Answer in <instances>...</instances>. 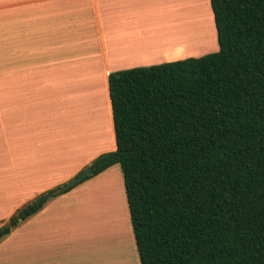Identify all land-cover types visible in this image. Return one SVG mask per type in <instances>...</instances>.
<instances>
[{
    "label": "crops",
    "instance_id": "0c3cea01",
    "mask_svg": "<svg viewBox=\"0 0 264 264\" xmlns=\"http://www.w3.org/2000/svg\"><path fill=\"white\" fill-rule=\"evenodd\" d=\"M183 1L0 0V49L7 50L0 77L6 96L22 99L0 122L6 124L0 128L6 135L0 131V226L116 150L110 73L191 57L189 17L214 43L211 0H190L189 7ZM58 97L66 98L63 107ZM122 198L127 207L123 172L115 164L54 198L1 240L0 264H142L133 230L128 239L120 213L113 222L108 211ZM82 211L84 228L75 225ZM61 220L69 231L88 229L94 240L50 238L47 228L55 230Z\"/></svg>",
    "mask_w": 264,
    "mask_h": 264
},
{
    "label": "trees",
    "instance_id": "16d2710c",
    "mask_svg": "<svg viewBox=\"0 0 264 264\" xmlns=\"http://www.w3.org/2000/svg\"><path fill=\"white\" fill-rule=\"evenodd\" d=\"M211 6L218 51L109 75L117 148L83 181L121 165L142 264H264V0Z\"/></svg>",
    "mask_w": 264,
    "mask_h": 264
},
{
    "label": "rangeland",
    "instance_id": "374dc122",
    "mask_svg": "<svg viewBox=\"0 0 264 264\" xmlns=\"http://www.w3.org/2000/svg\"><path fill=\"white\" fill-rule=\"evenodd\" d=\"M189 1L187 0L186 2L183 1V5L182 6H188L189 7ZM210 3V0H208V4ZM209 8L211 7V4H209ZM211 13V12H210ZM212 17V16H211ZM189 20L191 22V40H192V47H191V57H199L202 56L204 54L210 53V52H215L219 50V42H218V36H217V30H216V26L215 24L213 25L214 27V43L210 42L209 40H207L206 38H203L202 36V32L196 30L195 28L198 27V25H196L195 22H192V20L189 17ZM0 46H2V44H0ZM7 57V50L1 48L0 49V59H4ZM58 95H61V87H58L56 90ZM7 92V82H6V78H1L0 77V122L1 123H6L7 119H8V113H9V108L13 107L14 104L18 105L22 99L20 98H14V97H8L6 96ZM66 98H68V96H66ZM66 98H55V103L56 105L59 107H63L62 104L64 102H66ZM50 100H53L50 98ZM31 106H33V103H31ZM60 109V108H59ZM59 109H57L56 114L58 115ZM51 112V110L49 111ZM51 114V113H50ZM1 129L6 128V124L0 126ZM0 129V131H2ZM3 135L5 136L6 139V135L5 133L2 131ZM121 207L123 208V212H122V219L123 222L127 223L130 231L131 229L133 230V226H132V222H131V216L128 205L127 207H125V205L122 203L123 202V198L121 199ZM128 214V215H127ZM73 220V219H72ZM68 223V221H60L57 222V224H54L55 230L53 229V226H50L47 228L48 231V235L50 238L55 237L56 241H65L68 242L69 239L72 240H76V238H78V240H80L79 238L81 236L87 235L88 239L91 241V239L94 240V234L90 233L89 231L87 232L88 229L83 230V231H77V232H72L71 229L69 231V227L66 225ZM72 223V222H71ZM78 225L79 227L81 226L82 228L87 227V219H86V211H82L80 213V225L79 224H75ZM76 226V227H78ZM78 227V228H79ZM66 238H68L67 240H65ZM3 240V239H2ZM66 244V243H65ZM132 246H133V242H132ZM135 251V250H134ZM138 253V251H137ZM135 255V253L132 252V249H129V247H127V256L129 259H132V257ZM139 255V254H138ZM112 257V256H111Z\"/></svg>",
    "mask_w": 264,
    "mask_h": 264
},
{
    "label": "water",
    "instance_id": "95a60500",
    "mask_svg": "<svg viewBox=\"0 0 264 264\" xmlns=\"http://www.w3.org/2000/svg\"><path fill=\"white\" fill-rule=\"evenodd\" d=\"M93 173V169L91 166L87 167L84 171H82L78 176H76L74 179L70 180L69 182L65 183L63 186L60 187L61 191H64L66 189H69L72 186L77 185L81 181L84 180V178L88 175H91Z\"/></svg>",
    "mask_w": 264,
    "mask_h": 264
},
{
    "label": "bare ground",
    "instance_id": "6f19581e",
    "mask_svg": "<svg viewBox=\"0 0 264 264\" xmlns=\"http://www.w3.org/2000/svg\"><path fill=\"white\" fill-rule=\"evenodd\" d=\"M123 185V184H122ZM112 202H114V199H116V197H112ZM117 206V205H116ZM120 206H121V204H120ZM112 208V209H111ZM92 208L90 207V212H92ZM108 211L110 212V214L113 216V222H117V218L119 217V213H120V216H121V218H122V212L124 211L123 210V208L121 207V209H120V207H112V205L109 207V209H108ZM89 212V213H90ZM91 214V213H90ZM97 214H99V213H96L95 214V217L97 216L98 217V215ZM128 215V214H127ZM130 215V214H129ZM122 221H123V219H122ZM124 224H125V226L124 227H126L125 228V232L127 233V235H128V239H129V237H130V228H129V226H128V224L127 223H125L124 222ZM132 233V232H131ZM132 246V245H131Z\"/></svg>",
    "mask_w": 264,
    "mask_h": 264
}]
</instances>
